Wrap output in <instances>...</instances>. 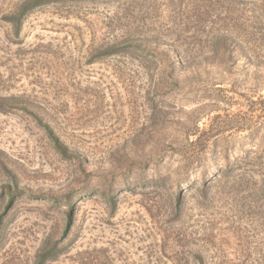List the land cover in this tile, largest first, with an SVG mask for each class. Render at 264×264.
Returning a JSON list of instances; mask_svg holds the SVG:
<instances>
[{
  "label": "rangeland",
  "instance_id": "374dc122",
  "mask_svg": "<svg viewBox=\"0 0 264 264\" xmlns=\"http://www.w3.org/2000/svg\"><path fill=\"white\" fill-rule=\"evenodd\" d=\"M26 1L0 0V264H264V0Z\"/></svg>",
  "mask_w": 264,
  "mask_h": 264
},
{
  "label": "trees",
  "instance_id": "16d2710c",
  "mask_svg": "<svg viewBox=\"0 0 264 264\" xmlns=\"http://www.w3.org/2000/svg\"><path fill=\"white\" fill-rule=\"evenodd\" d=\"M57 1H60V0H28L21 5V7L19 8V12L16 14L15 17H18L19 19L24 18L31 10L41 5H44L48 2H57ZM15 17H12V19H14ZM117 52L118 51H113L112 49V52H109L108 54L113 55V54H117ZM2 110L7 111L4 108ZM23 110H27V109H23ZM30 114L34 116L36 122L45 130L49 140L52 142L55 149L62 156L66 158H71L69 150L61 143L60 139L55 135L50 125L47 123H44L42 119H40L37 115H35V113L31 112ZM5 188H6V191L4 195L10 196L11 199H13L19 192V188L17 186H15V188H12L11 186H7ZM56 256H57V253H56L55 248L43 249L37 257V264H47L50 260H53Z\"/></svg>",
  "mask_w": 264,
  "mask_h": 264
}]
</instances>
